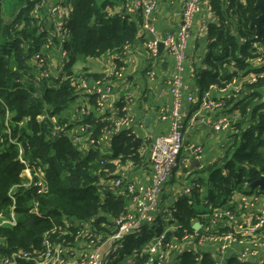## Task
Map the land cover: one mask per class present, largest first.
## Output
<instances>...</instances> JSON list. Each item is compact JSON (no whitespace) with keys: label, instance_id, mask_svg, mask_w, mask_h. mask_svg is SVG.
Listing matches in <instances>:
<instances>
[{"label":"trees","instance_id":"16d2710c","mask_svg":"<svg viewBox=\"0 0 264 264\" xmlns=\"http://www.w3.org/2000/svg\"><path fill=\"white\" fill-rule=\"evenodd\" d=\"M23 1L25 7L12 22L5 23L3 0H0V136L8 122L12 137L23 143L24 157L29 165L44 168L48 191L42 194L36 186L24 185L27 180L21 173L25 165L19 160V150L8 141H0V261L14 252L23 251L31 253L33 260L20 259L18 264H37L46 249L45 241L49 239L54 245L63 244L69 249L63 262L71 264L75 259L78 234L84 229L81 223L95 220L94 233L110 235L114 222L102 229L100 223L109 222L108 217L115 221L126 212L127 198L112 192L115 179L109 175L115 170L112 163L103 164L98 151L83 153L67 137L54 139L50 122L40 121L39 117L59 116L72 101L82 96L77 89L82 76L77 75L74 67L87 58L121 54L124 47L136 38L138 25L132 14L126 11L112 13L127 0H70L73 10L67 23L70 36L65 44L69 61L62 77L42 78L32 64V58L41 50L45 37L40 32L44 22L33 15L41 0ZM252 1L246 0V3ZM246 3L231 0L227 13L221 0H212L213 9L220 16V27L212 26L211 36H216L219 29L224 35L222 44L214 41L210 45L207 61L216 74L211 71L201 74L199 83L203 91L219 83V67L227 75L220 77V86L221 81L229 80L237 71L258 72L250 65L256 57L252 47L254 43L264 45V32L255 39V33L248 27ZM235 16H238V23L233 20ZM231 66L235 68L232 73L229 71ZM83 77L88 80L98 78L86 73ZM263 88L264 81L247 85L240 95L235 93L236 96L225 105L226 109L229 108L228 113L238 111L240 114L232 125V144L220 159V167L215 168L218 164L211 167L207 171V180L199 178L207 188L206 195L197 187L191 196H181L173 203L170 216L182 228L167 233V241L181 239L186 232L192 231L193 222L205 211L204 198L221 208L236 193H252L246 184L259 180L264 173V102H255L263 99ZM96 96L89 97L91 102H95ZM7 111L10 113L8 118ZM92 114H87L83 123L90 124L93 137H98L111 124L95 120ZM137 142L128 131L114 135L112 158L124 162L133 155ZM11 191L15 201L9 196ZM12 213L16 224L4 223L11 219ZM164 218L158 215L155 223L145 225L141 234L129 235L119 256L132 254L138 264H148L150 256L144 251L155 236L164 232L168 225ZM114 260L111 257L108 263L116 264ZM176 260L180 264H217L210 252L187 248L180 251ZM226 264L259 263L231 256Z\"/></svg>","mask_w":264,"mask_h":264},{"label":"built area","instance_id":"2783aa9c","mask_svg":"<svg viewBox=\"0 0 264 264\" xmlns=\"http://www.w3.org/2000/svg\"><path fill=\"white\" fill-rule=\"evenodd\" d=\"M170 4H174L178 0H167ZM243 2V0H240ZM225 8H229L231 0H221ZM244 3V2H243ZM48 6V0H41L33 12L34 17L40 18V13L44 7ZM60 7H50L49 11L52 15L59 12ZM156 3L151 0H135L133 6L129 9L130 14L141 12L144 17L143 28L154 38L150 39L146 47L152 57H159L160 44H163L164 50L173 60L172 70L167 75V86L173 98V104L169 111V119L171 125L166 135L155 137L151 140L148 136L143 139L145 143L150 145L149 159L152 169L151 185L147 188L138 190L133 184H130L122 176L113 180L112 187L123 189L129 195L134 210L127 209L114 221L115 227L111 229L110 235H103L96 238L90 233H86L84 229L78 234L79 237H88L91 240L92 251L85 257L75 258L71 264H108L113 259H120L119 252L125 245L127 237L131 234H141L145 225H153L158 215H163L165 222V230L162 234L153 238L144 253L149 254L148 264H180V261H171L169 256L179 254L181 249L188 246H195L199 252H204L207 246L215 249L208 251L216 259L217 264H226V254L234 252V256L244 261L259 260L264 254V193L252 189V184H246L251 194H242L240 197V210H254L250 222L246 221L238 210L226 207H213L208 212L198 215L193 222L191 232H186L181 239L167 241V233L178 231L182 228L180 223L170 216L167 208L164 207L162 197L164 187L170 181L172 174L178 167V163L184 149V100L195 102L196 98L193 94H185L188 87L185 83V74L187 71L188 49L193 38L194 22L198 13L201 11V0H184L181 6V23L179 29L175 33H169L164 37L156 36V29L152 24ZM69 12L64 15L63 20L58 22L57 33L60 35L59 42L55 43L54 37L47 28L40 26V32L45 35L41 50L32 58V64L36 67L38 75L42 78H50L52 75L49 71V57L54 49H59L62 58L66 63L69 61V53L65 48V44L69 39L70 31L67 27ZM235 23H238V16L233 17ZM238 21V22H237ZM56 34V35H57ZM256 37V36H255ZM129 44L124 50L129 48ZM256 57L252 67L257 73H251L235 77L231 81L226 82V88L241 94L247 85H255L259 81H264V45L254 43L253 47ZM121 76L120 72L116 73ZM150 77H154L156 72L151 70L148 72ZM216 87V86H213ZM77 89L86 97L97 95V106L103 107L110 89L104 88L101 79H86L81 77L77 83ZM203 107L210 110L223 109L225 103L223 101L208 100L203 103ZM80 119L88 114L85 106L80 108ZM10 116L7 111V118ZM40 121L47 120L52 126V137L54 139H62L67 137L70 141L80 148H88V150L99 151L103 142L109 141L114 135H117L125 129H130L132 119L123 117L118 119L111 127L98 137H92L90 128L87 123H80L73 134H69L70 125L62 122L59 116H40ZM234 118L230 115H220L213 124V128L217 131L231 132ZM132 135V134H131ZM0 141H8L15 145L19 150V160L25 165L21 176L26 179V186H36L39 193H46L48 186L46 183V173L44 168L38 166L32 168L28 160L24 157V146L22 141L12 137V129L8 122L1 133ZM194 155L197 159L201 156V148L194 149ZM104 164L105 161H102ZM264 178V173L261 176ZM17 187V186H16ZM15 188V187H14ZM187 189L184 194H188ZM182 195V193L180 194ZM10 198L15 201L13 191L9 193ZM234 200V199H233ZM14 209V208H12ZM4 223L16 224L14 213L11 214L9 221ZM199 224L198 229H194L195 224ZM81 223V227L84 228ZM46 249L39 256L37 264H64L63 256L69 249L63 244H53L49 239L45 241ZM241 246V252H237V247ZM190 249V248H189ZM30 262L33 255L28 252H14L9 257H5L0 264H18V260ZM130 260L129 264H136V259ZM171 261V262H170Z\"/></svg>","mask_w":264,"mask_h":264},{"label":"crops","instance_id":"0c3cea01","mask_svg":"<svg viewBox=\"0 0 264 264\" xmlns=\"http://www.w3.org/2000/svg\"><path fill=\"white\" fill-rule=\"evenodd\" d=\"M151 1L156 3V10L152 21L156 29V36L164 37L169 33L177 32L181 23L180 12L184 0H178L174 4H170L167 0ZM134 2L135 0H127L123 5L120 4L115 8L112 13H123L124 11L129 13V9L133 6ZM243 2L245 4L246 0H243ZM25 5L23 1L20 4L19 10L25 7ZM50 7H60V10L52 15L49 11ZM226 9L228 13L229 8ZM6 10L3 0V21L10 23L15 19L19 10L17 12L10 10L11 12L9 14ZM72 10L73 5L70 0H48V6L42 9L40 18L44 22L43 27L47 28L54 37L55 43L59 42L60 37L57 34L58 22L63 20L66 13L69 12L71 14ZM109 12L111 13V10ZM132 16L137 22L138 30L136 38L130 44L128 43L130 46L127 50H123L121 54L116 52L108 53L99 58H87L74 67L77 75L82 77L85 73L97 75L98 78L95 79H101L104 83V88L110 89L104 106H97L98 96H96L97 99L93 103L90 98L82 94V96L72 101L59 117L62 122L70 125L69 134H73L77 126L83 122L84 117L80 119L79 114L80 108L83 106L87 108L89 115L93 113L92 115L95 120L107 121L111 125L118 119L126 116L130 117L132 119L131 127L123 131H128L138 141L136 144L137 148L132 153L133 155L124 162H121L120 158H112V138L107 142H103L98 152L100 158L105 161V164L112 163L115 166V170L109 173V175L114 178L122 176L128 183L133 184L135 188L140 190L149 187L152 181V169L149 159L150 145L145 143L143 139L148 136L153 140L155 137L166 135L171 125L169 111L173 104V98L166 81L168 73L172 70L173 60L165 50L159 53V57L157 58L151 56L146 44L154 37L144 30L143 25L145 20L141 12L132 14ZM212 26L220 27V16L214 11L212 0H201V11L195 18L193 38L188 49L187 71L184 80L188 87L185 94L195 95L196 101L189 102L187 98L184 100V149L178 167L172 174L170 181L164 187L162 197L163 205L168 209L170 214L173 203L181 196H191L195 188L200 187L206 195L207 188L199 182V178L201 177L207 180L209 176V172L207 171L216 164L218 165L215 168L220 167V159L227 154L232 144V132L217 131L213 128V124L220 115L224 114L232 116L234 121L237 120L240 117L238 111L228 113L229 108L210 110L204 108L203 103L212 100L218 102L223 101L226 105L227 102L229 103L232 100L234 95L236 96L234 91L225 87L226 82L231 81L235 77L251 74L237 71L235 76H232L229 80L221 81L222 84L220 86V77L224 75L227 77V75L224 72L225 70H220L219 67L217 71L219 83L212 84L209 89H204L205 91L201 89L199 83L201 74L206 71H211L216 74L215 69L207 61L211 43L216 41L220 45L217 40L218 34L214 37L211 36L210 29ZM253 62H250L251 67ZM66 65L67 63L62 58L59 49H54L49 57V71L52 77H55V79L62 77ZM232 68L235 69L231 66L229 68L230 73L233 71ZM151 70L156 72L154 77L148 75V72ZM117 72H120L122 75L117 76ZM262 94L264 96V88L262 89ZM255 102H259V104L264 102V97ZM196 147L201 148V157L199 159L193 153ZM78 148L83 153L90 151L88 148H80V146ZM194 162H198L199 164L193 166L192 164ZM187 189H189V193L184 194ZM252 189L264 193L259 188ZM112 192L116 196H125L127 198V208L131 211L134 210V204L123 189L112 187ZM181 193L182 195H180ZM241 195L239 193L234 194V197L228 200L223 207L238 210L240 215L244 218L246 217V221L250 222L254 210H240L239 199ZM204 207L205 211L208 212L211 208L215 207V203H210L209 199L204 198ZM108 220L109 222L104 221L100 223L99 227L101 229L106 228L108 224L111 225L114 222L113 218L108 217ZM94 222L95 220L82 222L84 224L83 226H85L84 230L96 238H101L103 236L101 233H94L96 230V227L94 228ZM80 239L84 240V238L79 237L74 250V258H78V255L82 254V251L79 252V247L84 249V246L82 247V244H79ZM211 247L207 246L205 252L215 251ZM91 248L92 244L90 243L87 249L90 251ZM186 248L198 251L195 246H188ZM241 249L242 247L238 246L236 253L241 252ZM231 256H234V252L226 254L227 260ZM133 258L135 256L132 254L124 256L120 254V259H115L113 262L116 264H129ZM177 258L178 254L169 256L171 261H176ZM250 262L264 264V254L259 260L254 259L250 260ZM68 264L70 263L68 262ZM136 264L138 263L136 262Z\"/></svg>","mask_w":264,"mask_h":264},{"label":"water","instance_id":"95a60500","mask_svg":"<svg viewBox=\"0 0 264 264\" xmlns=\"http://www.w3.org/2000/svg\"><path fill=\"white\" fill-rule=\"evenodd\" d=\"M258 8H260L263 12V15L262 17L260 18H255L253 15H249L248 18L250 19L251 21V28L256 26L258 28V31L256 33V38H258L260 36V32H261V24L260 22L262 20H264V2L263 0H258V5H257ZM224 35V31L223 30H220L219 33H218V36H217V40L220 44H222V37ZM164 50V46L163 44H160V48H159V53H161L162 51ZM199 163L198 162H194L192 165H198ZM252 188H259L260 190H263L264 191V178H260L259 180L255 181L254 183H252L251 185ZM199 224H195L194 225V229H198L199 228Z\"/></svg>","mask_w":264,"mask_h":264},{"label":"rangeland","instance_id":"374dc122","mask_svg":"<svg viewBox=\"0 0 264 264\" xmlns=\"http://www.w3.org/2000/svg\"><path fill=\"white\" fill-rule=\"evenodd\" d=\"M23 3V0H4V4H5V7H6V12L9 14L12 10L13 11H18L20 9V4ZM233 28V27H232ZM231 28V32H233L234 28L232 29ZM82 238H84V240L80 239V242L79 244L81 243L82 244V247L84 246V249H82L81 247L80 248V251H82V254H79L78 257H85L88 253L87 252H91L93 248H91V250L89 251V249H87V247L89 246V244L91 243V240L90 241H87L86 239H88V237L86 238L85 236H83ZM85 241V242H84ZM84 250V251H83ZM87 253V254H86Z\"/></svg>","mask_w":264,"mask_h":264},{"label":"flooded vegetation","instance_id":"af4514ba","mask_svg":"<svg viewBox=\"0 0 264 264\" xmlns=\"http://www.w3.org/2000/svg\"><path fill=\"white\" fill-rule=\"evenodd\" d=\"M263 2H264V0H263ZM257 5H258V0H253L250 3H246V9H248V11L246 13V17L248 19V27H249L250 31L255 33V36H256L257 31H258V28L256 26L251 28V21L248 18V16L253 15L257 19L262 17L263 12L260 8L257 7ZM260 24H261V29H262L260 33L262 34L264 32V20H262L260 22Z\"/></svg>","mask_w":264,"mask_h":264}]
</instances>
